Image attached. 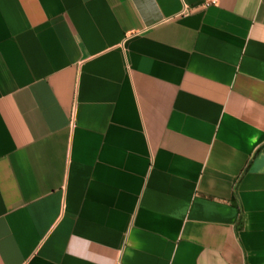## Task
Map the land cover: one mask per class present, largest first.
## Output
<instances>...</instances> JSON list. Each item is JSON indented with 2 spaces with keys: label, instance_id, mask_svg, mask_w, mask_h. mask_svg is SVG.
Returning a JSON list of instances; mask_svg holds the SVG:
<instances>
[{
  "label": "crops",
  "instance_id": "1",
  "mask_svg": "<svg viewBox=\"0 0 264 264\" xmlns=\"http://www.w3.org/2000/svg\"><path fill=\"white\" fill-rule=\"evenodd\" d=\"M0 264H264V0H0Z\"/></svg>",
  "mask_w": 264,
  "mask_h": 264
}]
</instances>
